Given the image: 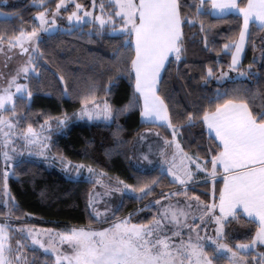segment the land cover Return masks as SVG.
Wrapping results in <instances>:
<instances>
[{
    "label": "trees",
    "instance_id": "trees-1",
    "mask_svg": "<svg viewBox=\"0 0 264 264\" xmlns=\"http://www.w3.org/2000/svg\"><path fill=\"white\" fill-rule=\"evenodd\" d=\"M86 4L87 0H79ZM34 0H21L1 3L0 33L8 36L18 34L21 29L31 31L36 26L35 14L45 8L52 10L57 0H48L42 7ZM181 15L187 20L182 25V51L180 59L171 56L162 69L159 80V95L168 106L171 123L180 131L181 145L185 151H194L211 167L210 157L217 150V141L210 138L205 125L200 121L205 109L214 107L217 89L239 88L246 91L255 109L264 108V26L250 23L238 73L246 75L230 76L220 80L221 71H228L231 63V49L224 45L237 39L241 29V16L227 13L214 16L209 12L197 14L196 5L201 0H179ZM243 5L246 0H237ZM205 8L210 1L204 0ZM112 8L106 4L105 9ZM115 19V17H114ZM120 24L106 25L101 28L97 23H83L65 30L44 34L37 42L32 64L36 71L30 72L25 83L31 97L23 100L14 98L15 108L3 110L11 115L19 129H38L45 122L57 118H69L62 129L49 135V147L55 157L81 162L100 169L109 175L131 185L134 190L144 185L150 191L142 198L125 196L117 214L132 212L143 200L154 197L175 184L158 168L139 169L132 163V146L135 138L146 128L157 127L164 132L166 128L155 123L141 120V103L129 106L125 111H117L130 105L133 100L134 76L126 70L134 55L132 40H126L122 32L113 33ZM261 53L259 61L255 56ZM211 67L214 75L205 79ZM229 74L231 71H228ZM61 77L63 79H61ZM105 101L113 109L109 121H76L74 111L82 106V101ZM193 113L194 122L187 124L188 113ZM3 157L0 153V221L11 225L8 229V256L12 261L17 241H22V264H55L53 257L40 249L30 247L26 239L14 232L12 224H22V218H33L35 224L59 230L69 227L94 224L95 220L88 207V193L92 183L85 179L66 177L57 167L43 161L21 158L13 162L7 178L5 192L3 178ZM5 164V163H4ZM155 181V183H153ZM220 180L213 183L214 199L218 195ZM215 189V192H214ZM186 192L208 202L211 182L200 180L189 184ZM152 214L139 211V223L149 221ZM256 224L240 214L224 225L223 241L235 246L246 242L254 235ZM206 250L211 252L210 246ZM261 258L252 251L245 254L247 264H264V246H256ZM228 258L222 257L216 264H227Z\"/></svg>",
    "mask_w": 264,
    "mask_h": 264
},
{
    "label": "snow or ice",
    "instance_id": "snow-or-ice-1",
    "mask_svg": "<svg viewBox=\"0 0 264 264\" xmlns=\"http://www.w3.org/2000/svg\"><path fill=\"white\" fill-rule=\"evenodd\" d=\"M92 2L95 7L96 0ZM108 3L112 5L110 14H105V4L102 2L99 4L101 14L85 11L81 16L74 10L68 14L67 19L77 24L81 21L89 24L98 22L101 28L106 25L114 26L116 20L120 21V30L126 40L130 38L134 41V55L131 57L130 67L126 70L130 77L134 73L135 82L130 105L117 111H125L129 106H135L142 101L141 117L147 122H166L173 128V138H175L176 130L171 123L168 106L164 98L159 95V80L169 54H174L177 60L180 59L182 25L186 20L189 24L193 21L181 15L179 0H108ZM65 5L66 0H57L51 17L46 16L50 11L47 8L36 13L39 19L38 27H33L27 32L21 29L18 34L7 37L9 47L19 46L22 53L29 54L28 62L17 70V76L24 74V79H27L30 71H36L32 64L33 57L29 53V48L25 47V43L37 39L40 32H50L56 27L55 17ZM203 5L204 0L196 5L197 14L209 12V14L224 15L231 11L242 14L243 27L239 39L224 45V49L235 47L229 69L238 70L239 54L244 45L250 20L259 21L260 25L264 26V0H246L243 5L237 0H210V8H205ZM37 6L42 7L43 0H40ZM82 7L81 4H76L77 10ZM0 15L9 17L7 13ZM4 38L5 35L0 33V42ZM213 75V69L209 67L205 79ZM239 75L244 76L246 73L239 72ZM17 76L12 77L7 87L0 88V110L6 109L9 105L14 109L15 96L21 100L24 99L25 94L31 97L32 92L28 90L26 84L15 83ZM227 76V72L221 71L217 79ZM13 84H15V93L11 91ZM215 99L217 103L214 107L205 109L199 119L206 125L210 138L218 141L215 154L211 155L210 161H206V163L210 162L211 170L204 167V171L215 180L217 168H222L223 184L219 188L218 198L211 203L200 201L198 196L194 197L198 208L201 209L199 219L204 221L207 216L214 219L217 225L216 237H206L211 241L209 245L212 248L211 252L206 250L203 242L205 238L198 236L193 243L191 237L187 240L183 239L179 230L172 232L171 235L167 234V229L162 226V220L175 224L179 229L181 226L179 217L186 218L188 215L183 209H173L170 205L163 209L161 219L154 217L146 224L131 223L129 217H123L100 229L82 226L72 227L64 232L42 230L50 235L47 244L32 235V229H28V235L32 236L33 243L56 254L55 264H216L224 256H228L230 264H247L242 252L255 248L257 244L264 245V108L255 109L246 91L239 88L217 89ZM79 116H86L89 120L99 118L109 120L113 116V109L107 102L100 106L94 100L90 104L85 99L82 101ZM194 119L196 118L193 113L189 112L187 124L191 125ZM57 120L61 125L65 123L63 119L57 118ZM3 124L13 127L11 119L0 116V125ZM213 132L214 136H211ZM7 135L5 133V136ZM24 138L29 145L40 146L37 155H43L48 148L31 124L28 125ZM4 143L7 144L8 141L5 140ZM169 143L170 141L165 140V144ZM176 149L177 152L173 153L167 171L174 181L184 184L192 175L185 161H191L192 158L183 152L178 143ZM178 154L180 160L176 162ZM3 157L5 161L11 159L8 151L3 152ZM73 167L79 171L85 165H73ZM196 167L200 168L201 165L198 163ZM8 171V168H5V192ZM88 172L93 173L94 170L88 167ZM99 182L97 179V183ZM124 187L131 189L132 186L124 185ZM150 190L149 185L139 189L141 194ZM217 209L219 215L216 214ZM240 214H246L251 222L256 224V229L249 240L237 242L233 247L223 242L224 225L230 219L238 218ZM6 227L5 224H0V264H12L6 256V251L10 250L6 249L4 243ZM177 236L181 237L179 242L173 239ZM17 244H20V241H17ZM58 244H66L69 251L63 252L57 247Z\"/></svg>",
    "mask_w": 264,
    "mask_h": 264
},
{
    "label": "rangeland",
    "instance_id": "rangeland-1",
    "mask_svg": "<svg viewBox=\"0 0 264 264\" xmlns=\"http://www.w3.org/2000/svg\"><path fill=\"white\" fill-rule=\"evenodd\" d=\"M15 1H21V0H0L1 3H8V2H15ZM48 0H43V4ZM109 4L108 0H96L95 7L93 6L92 0H87L86 4L79 0H66V5L60 9L58 14L56 15V27L52 28L50 32H40L38 34V38L34 41H29L25 43V47L29 48V53L32 55L35 54L37 49V42L38 40L47 33L54 32L56 30H65L68 27L71 26H79L85 22L81 21L79 24H77L75 21H69L67 19V16L70 12L76 10L78 11V14L83 16L85 11H92L94 14H101L99 9L100 3ZM36 5H39L40 0H34L33 2ZM81 4L83 7L80 10L76 9V4ZM55 7L46 13V16L51 17L52 11L55 10ZM43 11V10H42ZM112 11V8L105 9V14H110ZM35 21L36 26H39V19L35 14ZM98 24V22H96ZM122 32L120 28L116 30V32L113 33H119ZM2 47H0V88L7 87L9 81L12 79L13 76H17V70L29 60V54L22 53L20 51L19 46L16 47H9V43L7 41H2ZM242 53V52H241ZM262 52H258V54L255 56V60L259 61L261 57ZM240 62V61H239ZM238 62V64H239ZM228 71H231L230 74ZM226 71L228 73L227 77L230 76H238L239 73L236 70H228ZM32 72V71H30ZM15 83L19 84H26L24 79V74H20L17 76V79ZM11 91L13 93L16 92L15 84H13ZM25 96H27L25 94ZM16 97V96H15ZM14 97V98H15ZM28 97V96H27ZM92 102H90L91 104ZM96 104L103 106L105 101H99L95 102ZM9 105L8 107H10ZM81 107V106H80ZM81 108L76 111L74 114V119L76 121L86 119L88 121H109L104 120L103 118L99 119H92L89 120L86 116L80 117L79 112ZM0 116H4L8 119H11L13 127H8L6 124L0 125V153L3 157V152L8 151L9 156L11 157L10 160L5 161L3 157L4 163H10L11 167L13 162H16L20 160L21 158H27V159H35L43 161L44 163L53 166L54 168L57 167V169L61 170V172L68 178L73 179H85L87 181H90L92 183V187L89 190L88 193V207L90 210L91 215L93 216L95 223L94 224H87V225H80V226H73V227H82V226H91L94 229H100L103 227H108L109 224L114 222L118 218L123 217H129V220L131 223L136 224H146L149 221L153 220L155 217L156 219H161L163 209L166 206H171L173 209H183L185 212L188 213L187 217L180 216L179 219L181 220V226L179 229H177V226L172 223H168L167 220H162V226L167 229V234L171 235L172 232L179 230L182 233V238L187 240L189 237L192 238V242L195 243L197 237L205 238L203 242L205 243L206 247L211 244V241H208L206 237H216V223L214 219H211L210 217H205V220L202 221L199 219L201 214V209L197 206V201L194 199L196 195H190L186 192V187L194 182L200 181V180H208L211 182V193L210 198L207 203H211L214 200L213 195V179H209V175L205 173L204 167L205 163L204 160H202L200 157L197 156V154L194 151H185L181 145L180 140V131L177 127H175L176 135L175 138H173V128L169 127L168 125L163 124H157L162 125L166 128L167 132L162 131L161 129L157 127H149L150 129L148 131L155 132L151 134H155L157 137L149 134H143L141 135L146 129L141 131V133L135 138L132 146V163L135 167L143 170V169H153L158 168L160 172L167 175L169 178V181L174 183L175 185L164 191L161 192L158 195H155L154 197H149L147 200H143V203H139L136 206V209L132 212H126L123 214H117V210L121 206L123 202V198L125 196H131L135 198H142L144 195L147 194V192L141 194L139 190H134L132 187L131 189H126L124 185H128L124 181L116 178L115 176L109 175L106 172L94 168L90 165L81 163V162H71L69 160L65 159H59L55 157V154L51 152L49 147V135L52 132H55L57 130H62L68 123L69 118L66 116L64 118H61L65 121L63 125H61L58 120L55 121V119H52L51 121L45 122L40 128L34 129L37 135L43 140L44 143L48 145V148L44 151L43 155H37L36 153L39 151L40 146L38 144H32L29 145L27 141L24 138V133L27 131V129H19L17 127L16 121L11 115H4L3 110H0ZM156 124V123H155ZM147 131V132H148ZM5 133L8 135L5 136ZM47 137V139H44ZM7 140L8 143L5 144L4 141ZM165 140L170 141L169 147L172 149L171 152H169V156L165 159V168L161 165H153V161L155 158H149L147 152L145 151L146 148L150 147L153 148L154 144L161 146L162 144H165ZM176 143L179 144L180 148L183 150L184 153H187L189 157H191V161H185L187 163L188 168L190 169L192 175L190 178L186 180L184 184H180L178 181H174L171 175L168 173V167L169 163L172 161L173 153L177 152L176 149ZM167 146V145H162ZM199 158V159H197ZM163 158L160 156L158 157V161L161 162ZM180 156L179 154L176 156V162H179ZM152 161V162H151ZM156 161V160H155ZM3 163V166L5 165ZM200 164L201 167L197 168L196 165ZM85 165V167L79 169L77 171L76 167H73V165ZM67 165V167H66ZM153 165V166H152ZM88 167H91L94 172L89 173ZM211 169V167L209 168ZM91 177V178H89ZM4 178V173H3ZM218 178V176H216ZM97 179H99V183H97ZM216 180V179H215ZM123 183H119V182ZM121 189V190H117ZM159 201V203H156ZM200 201H203L200 199ZM204 202V201H203ZM190 205L191 207H187ZM144 210L146 212H151L152 216L149 219V221L145 223H139V211ZM217 214V213H216ZM218 215V214H217ZM22 224H12V228L15 233L20 238L26 239L27 244L30 247L40 249L41 251L45 253H49L52 255L54 263H55V255L53 254L50 249L46 250L45 248H42L39 244H34L32 241V236L28 235V229H32V235H35L38 239H40L45 244L48 243L50 239V235L42 230L46 229H52L54 232H64L70 230L72 227H69L67 230H59L56 228L48 227V226H39L35 224V219L33 218H22L21 219ZM0 224H5L6 226L11 225L8 222V219L6 221H0ZM191 228V231H190ZM58 239V238H57ZM176 242H179L181 237H173ZM224 242V241H223ZM5 247L8 249V229L6 227V237L4 240ZM257 244L256 246H258ZM255 248H252L247 251H243L242 255L245 257V254L249 251H252L254 253V259L255 257H260L261 254L257 253ZM22 241H20V244H17V251L14 250V259L12 260V264H22L23 257H22ZM57 247L61 249L63 252L69 251L66 244H58ZM8 251V250H7ZM6 251V256L9 259L8 252ZM17 256H19V259H17ZM228 258V256H225ZM246 258V257H245ZM10 260V259H9ZM230 264V261L228 259V263Z\"/></svg>",
    "mask_w": 264,
    "mask_h": 264
},
{
    "label": "crops",
    "instance_id": "crops-1",
    "mask_svg": "<svg viewBox=\"0 0 264 264\" xmlns=\"http://www.w3.org/2000/svg\"><path fill=\"white\" fill-rule=\"evenodd\" d=\"M210 1V0H209ZM229 13H237V14H239L237 11H231V12H229ZM212 15H214V16H221V15H218V14H212ZM225 15V14H224ZM240 16H241V20H242V23H241V28L243 27V16H242V14H239ZM256 23L257 25H260V23H259V21H256V20H250V22H249V25H250V23ZM120 28V24L117 26V28H115L114 30H113V32H116V30H118ZM248 28H249V26H248ZM241 30V29H240ZM247 32H248V30L246 31V34H245V40H244V45H243V48H242V53H243V49H244V46H245V41H246V36H247ZM240 33V32H239ZM239 39V35H238V37H237V39L236 40H238ZM132 46H133V49H134V41H132ZM235 51V47H233V50H232V52H234ZM240 52V54H239V61L241 60V57H242V53ZM171 56H175L174 54H169V57H171ZM168 57V58H169ZM231 61H232V55H231ZM238 61V62H239ZM166 63V62H165ZM162 72V71H161ZM133 76H134V73H133ZM135 82V81H134ZM140 103H141V106H142V101H140ZM80 108H82V106L81 107H79L77 110H79ZM77 110H75L73 113L75 114L76 113V111ZM73 114V115H74ZM140 118H141V120L142 121H144V122H147V121H145V119L144 118H142L141 117V111H140ZM147 123H156V124H163V125H167V123L166 122H161V121H157V122H147ZM150 128H148V129H146L141 135H143V134H149V135H153V136H155V137H157L155 134H151V133H155V132H150V131H148ZM205 129H206V131L208 132V130H207V127H206V125H205ZM148 131V132H147ZM208 134H209V132H208ZM210 135V134H209ZM211 136H214V132L211 134ZM217 143H218V141H217ZM162 145H167V146H163L162 147ZM161 146H158L157 144L155 145L154 144V147L153 148H150V147H148V148H146L145 149V151L147 152V154H148V156H149V158H155V160L152 162L153 163V165H161V166H163L164 168H165V159L169 156V152H171L172 151V149H170V147H169V144H162ZM161 157V158H163L162 160H161V162H159L158 161V157ZM152 165V166H153ZM165 170H166V168H165ZM209 170H211V169H209ZM217 176H218V178H215V179H219L220 180V183H219V187H218V195H219V188H220V186H222V184H223V176H222V168H217ZM209 177V179H213L210 175L208 176ZM218 195H217V197L215 198V199H217L218 198ZM216 213L219 215V211H218V209L216 210ZM242 215H244L245 217H247V215L246 214H242ZM248 218V217H247ZM260 245V244H259ZM264 246V245H263Z\"/></svg>",
    "mask_w": 264,
    "mask_h": 264
},
{
    "label": "built area",
    "instance_id": "built-area-1",
    "mask_svg": "<svg viewBox=\"0 0 264 264\" xmlns=\"http://www.w3.org/2000/svg\"><path fill=\"white\" fill-rule=\"evenodd\" d=\"M5 168H8V174H10V172H11V164L10 163H6L5 165H4V169H3V173H4V170H5Z\"/></svg>",
    "mask_w": 264,
    "mask_h": 264
}]
</instances>
